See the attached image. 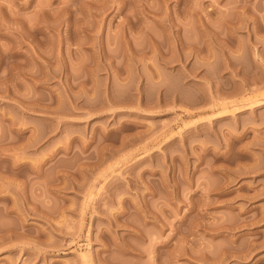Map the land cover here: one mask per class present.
Returning a JSON list of instances; mask_svg holds the SVG:
<instances>
[{"label":"rangeland","instance_id":"374dc122","mask_svg":"<svg viewBox=\"0 0 264 264\" xmlns=\"http://www.w3.org/2000/svg\"><path fill=\"white\" fill-rule=\"evenodd\" d=\"M0 264H264V0H0Z\"/></svg>","mask_w":264,"mask_h":264}]
</instances>
